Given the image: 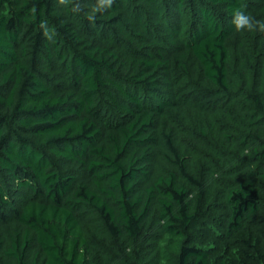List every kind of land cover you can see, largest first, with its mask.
Returning a JSON list of instances; mask_svg holds the SVG:
<instances>
[{"label":"trees","instance_id":"1","mask_svg":"<svg viewBox=\"0 0 264 264\" xmlns=\"http://www.w3.org/2000/svg\"><path fill=\"white\" fill-rule=\"evenodd\" d=\"M95 3L0 0V264H264V0Z\"/></svg>","mask_w":264,"mask_h":264},{"label":"clouds","instance_id":"2","mask_svg":"<svg viewBox=\"0 0 264 264\" xmlns=\"http://www.w3.org/2000/svg\"><path fill=\"white\" fill-rule=\"evenodd\" d=\"M59 2L65 6H67L71 0H59ZM114 0H96V3L91 7L90 11L87 14V18L89 21H95L96 14L107 11L112 7ZM74 12L79 10L78 6H74L72 9ZM35 12V9L32 10ZM231 23L234 26V29L237 32H261L264 33V21L257 20L252 15L237 9L234 10L232 14ZM40 27L43 29V35L46 39L51 42H55L54 37L56 35L54 29H50L47 26L46 22H42Z\"/></svg>","mask_w":264,"mask_h":264}]
</instances>
